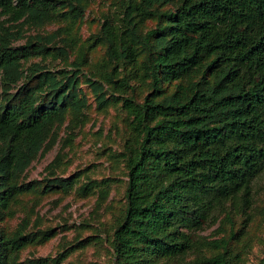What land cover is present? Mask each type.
Listing matches in <instances>:
<instances>
[{
    "label": "trees",
    "instance_id": "16d2710c",
    "mask_svg": "<svg viewBox=\"0 0 264 264\" xmlns=\"http://www.w3.org/2000/svg\"><path fill=\"white\" fill-rule=\"evenodd\" d=\"M117 2L70 61L88 0H0V264H24L18 257L26 245L55 234L28 230L27 217L12 230L4 220L22 194L69 192L78 182L79 172L45 177L43 185L22 177L68 112L85 119L83 81L99 108L121 103L128 117L119 152L125 201L109 238L115 264H242L250 243H235L234 216L253 205L264 174V0ZM50 21L66 25L15 44L25 24ZM98 44L103 56L86 72ZM36 55L70 67H25ZM112 180L79 188L100 185L104 198ZM222 214V235L202 234ZM70 249L26 264H61Z\"/></svg>",
    "mask_w": 264,
    "mask_h": 264
},
{
    "label": "rangeland",
    "instance_id": "374dc122",
    "mask_svg": "<svg viewBox=\"0 0 264 264\" xmlns=\"http://www.w3.org/2000/svg\"><path fill=\"white\" fill-rule=\"evenodd\" d=\"M118 0H88L84 20L74 29L76 34L74 47L70 55L72 61L81 45L88 46L93 41L94 32L98 31L103 15L115 11ZM3 17V16H2ZM1 17V18H2ZM66 25V21H50L41 26L25 24V35L15 44L24 43L37 33L46 34ZM66 32L58 35L57 43L66 42ZM104 53V46L98 44L89 51L91 65L98 62ZM47 63L53 68L70 67L62 58L36 55L24 60L28 67L32 62ZM88 74V73H86ZM84 79V77H82ZM87 97L85 119L78 120L70 111L63 122L57 123L45 147L31 162L22 179L39 180L43 185L45 177L69 176L79 172L75 187L69 192L60 189L43 192L29 191L22 194L15 205V213L4 220V226L12 230L24 219L28 218V230L55 228V234L42 242L26 245L20 252L18 260L28 262L37 257H57L61 252L70 249L61 264H115L112 247L109 242L114 221L122 210L126 184L125 160L119 155L122 150L128 117L121 103L110 104L99 108L97 94L86 82L81 83ZM106 86V85H105ZM140 88L142 95L145 92ZM110 91L106 92L109 95ZM142 95H138L141 97ZM54 162V164H51ZM56 162V163H55ZM263 174V173H262ZM113 178L109 193L100 196V185L88 192L79 186L89 180H101L103 177ZM42 186L39 187L41 189ZM255 201L245 213L234 216V226L238 231L235 243L238 247L248 238L250 245L244 249L245 259L242 264H257L264 249V219L262 205L264 203V174L254 184ZM224 214L212 224L206 226L202 234L208 238L219 237L223 231L220 223ZM225 230L229 228L227 222ZM53 264V263H49Z\"/></svg>",
    "mask_w": 264,
    "mask_h": 264
}]
</instances>
